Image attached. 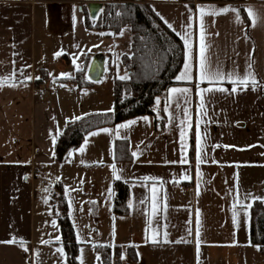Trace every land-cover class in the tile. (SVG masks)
Wrapping results in <instances>:
<instances>
[{"label": "crops", "instance_id": "crops-1", "mask_svg": "<svg viewBox=\"0 0 264 264\" xmlns=\"http://www.w3.org/2000/svg\"><path fill=\"white\" fill-rule=\"evenodd\" d=\"M111 1L99 3L103 6ZM145 2L160 19L163 17L167 27L165 21L172 25L168 28L183 45L176 85L156 103V116H139L94 130L65 162L58 163L54 146L67 123L113 110V81L128 78L123 58L131 55V34L127 27L117 35L88 28L86 17L92 18L87 0H0V241L16 238L25 242L23 247L0 243V264H34L42 221L49 206L52 208L51 195L42 197L45 193L39 178L44 172L60 171L61 164L65 166L61 173H66V182L77 185L74 191L81 189L82 202L97 205L98 212L90 213L98 214L103 200L113 206L116 181L127 186L128 211L125 216L113 215L121 219L134 216L130 229L144 235L141 251L135 250L143 262L136 258L133 264H173L170 255L176 249L181 264H197L198 258L203 264H264V251L250 243V207L255 201L264 202V90L206 94L207 115L200 117L195 70L198 8L229 7L236 12L205 18L207 55L213 65L226 72L235 69L240 75L251 58L257 80L264 82V0ZM249 8L257 14L256 26L247 16ZM22 13L30 17L26 42L20 39ZM189 23L193 79L182 82L177 77L188 55L176 33H184ZM58 52L61 55L56 56ZM96 60L102 62V74L93 82L88 73ZM78 72L92 86L80 88L73 82L58 81L71 79ZM221 86L229 90L233 87L227 81ZM172 88L190 89L188 102L180 98L178 107L177 98L170 94ZM109 92L111 110L106 108ZM185 109L191 126L185 137L187 147L183 148L180 130ZM161 112L164 124L157 129L155 118ZM133 120L136 123L130 128H119ZM197 120L207 153L205 162L199 165L195 158ZM116 142L125 143L120 158L115 154ZM182 156L187 157V163H179ZM60 177L55 174L54 185L61 181L64 187ZM67 213L70 217L69 205ZM146 235H156L159 242L151 243Z\"/></svg>", "mask_w": 264, "mask_h": 264}, {"label": "trees", "instance_id": "trees-1", "mask_svg": "<svg viewBox=\"0 0 264 264\" xmlns=\"http://www.w3.org/2000/svg\"><path fill=\"white\" fill-rule=\"evenodd\" d=\"M64 2L69 0H44ZM191 3H239L245 0H177ZM244 15V13H242ZM86 26L93 30L109 31L117 35L127 27L131 34V55L123 58L128 71L126 80L113 82V110L108 113L90 114L69 122L59 132L54 146V157L63 163L68 155L77 149L85 136L99 128L113 126L119 122L145 115L156 116L157 101L165 91L176 85L175 77L183 63V45L179 38L155 14L145 0H112L104 3L99 14L90 19L87 15ZM76 83L83 88L92 86L84 81L81 72L71 79H59ZM164 115L155 118V127L162 128ZM125 150L124 142H116L115 154L120 158ZM113 212L125 216L128 211V188L122 182L113 184ZM51 205L58 221L62 242L68 264L77 261L78 244L75 242L74 229L67 213V203L59 184L51 195ZM250 243L264 251V202L255 201L250 207ZM97 264H121L122 250L119 246H97ZM132 261L136 260L134 248H127Z\"/></svg>", "mask_w": 264, "mask_h": 264}, {"label": "rangeland", "instance_id": "rangeland-1", "mask_svg": "<svg viewBox=\"0 0 264 264\" xmlns=\"http://www.w3.org/2000/svg\"><path fill=\"white\" fill-rule=\"evenodd\" d=\"M20 18L22 27V36L20 34V39L26 42V39L29 38V28L26 27V25L28 24L30 17H27V13H22ZM106 95L109 97L107 102L109 105L106 108H110L109 110H111V92ZM59 167H62L60 171H49L46 174L44 172V176L41 174L39 179L41 180L42 191L45 193L42 197L44 199L46 196L50 198V195L56 192V186L54 185L55 174L63 176V178L60 177L62 178L60 180H63L64 187L61 181L58 182L62 187L65 199L69 202L67 203L70 209L69 219L74 229L75 242L78 244V263L97 264V253L95 248L100 245H108L110 247H121V264H133V261L128 256L127 247H134V250L137 249V251L139 248V251H141L144 240V235H141L140 231L136 232L135 229H130L131 222H134V219L132 218L134 216H132L131 219H121L120 217L115 218L113 210H111L112 202L108 203L107 200L100 201L102 203L100 204L99 213L94 214L98 212V209H96L97 205H91L87 202L83 203L80 198L81 189L79 191H74L73 188L77 185H74L71 182H66V179H64L66 178V173H61L65 166H62L61 164ZM160 178L161 177H159V179ZM49 207L48 215L47 217H44L42 221L40 243L35 246L33 262L34 264H68L58 221L52 212L51 206ZM90 210L94 213H90ZM171 227H173L172 224ZM177 250L178 249L175 251L171 250L170 261H172L173 264H181L178 263V260H181V258H179ZM198 250L200 253L201 247H199ZM136 258H139V261L142 260L143 262L142 255L136 256ZM197 264H203L202 260L200 262V259L198 258Z\"/></svg>", "mask_w": 264, "mask_h": 264}, {"label": "snow or ice", "instance_id": "snow-or-ice-1", "mask_svg": "<svg viewBox=\"0 0 264 264\" xmlns=\"http://www.w3.org/2000/svg\"><path fill=\"white\" fill-rule=\"evenodd\" d=\"M229 12H236L235 9L229 8V7H223V8H205V7H199L198 8V19H199V51L196 56V63H195V70L197 72V84H196V89H197V95L200 97V111L198 115L200 117H204L207 115L205 111V98L206 94H213V93H226V94H238L239 92H244L249 89L252 91H256L258 88L261 90H264V82H260L256 78V74L253 70V63L251 61V58H249V63L247 65V69L245 70V73L243 75H240L235 69L231 71H225L221 66L219 65H213L211 62L210 57L207 55L208 51V44L206 42V27H205V18L206 17H216L220 16L223 14H228ZM247 16L251 18V25L256 26L258 23V17L257 14L254 10L251 8L247 9ZM163 19V17H161ZM237 22H239V17L237 15ZM165 23L168 25L169 28H172V25L165 21ZM191 28V24L189 23L186 28L184 33H176L180 39L184 43V47L187 50V55H188V60L184 64V70L183 72L177 77L178 81L182 82H192L193 79V55H192V44H191V35L192 33L188 30ZM56 56L61 55V53H56ZM67 78V77H65ZM127 77H121V79H126ZM31 79V77H29ZM36 79H39V77H36ZM227 81L228 83L232 84L233 87L231 90L222 87L221 85L224 84V82ZM201 84H207L209 87H200ZM190 92V89L188 88H172L170 90V94L175 96L177 98L178 104L177 106L179 107V99L184 98V102L187 103V97ZM159 103V101H157ZM167 111V109H165ZM170 120L172 117L169 118ZM136 121L133 120L127 124H121L119 126L120 129H128L130 128L133 124H135ZM181 130H180V140H181V147L186 148L187 145L185 144V137H186V132L188 127L191 126V120L189 113L187 109L184 110V120L181 122ZM200 121L197 120L196 122V127L197 131L195 133V158H196V163L202 164L204 163V156L207 155L205 152V144L202 142V137L200 134L199 129ZM100 131L109 133L108 129H101ZM111 134V133H109ZM92 135H96V133H92ZM118 135V133H117ZM55 142V141H54ZM213 147H220V145H215ZM83 151V149H81ZM137 154L134 152L133 156H136ZM187 157L182 156L181 160L179 163L185 164L187 163ZM113 173L115 175V178L117 180L120 179V176L116 174V166L115 164L112 165ZM150 178L146 177L145 180H148ZM153 193H155V190L153 189ZM153 200H155V195H153ZM199 223V222H198ZM233 223L234 225L237 223L236 220V213H233ZM199 236V231H197V237ZM146 239H150V242L153 244L158 243L159 241L157 240L156 236L148 237L146 235ZM165 243L168 241L165 240ZM0 243H9V244H19L21 247L24 246V241L22 240H17L16 238H13L10 241H0ZM199 246V242H198ZM28 249L25 247L24 251H27ZM59 251V250H58Z\"/></svg>", "mask_w": 264, "mask_h": 264}, {"label": "water", "instance_id": "water-1", "mask_svg": "<svg viewBox=\"0 0 264 264\" xmlns=\"http://www.w3.org/2000/svg\"><path fill=\"white\" fill-rule=\"evenodd\" d=\"M89 2V14L92 19L97 16L98 11L101 9L102 5L99 3V0H87ZM102 74V62L94 61L92 67L88 73V78L90 81L96 82L99 80Z\"/></svg>", "mask_w": 264, "mask_h": 264}]
</instances>
